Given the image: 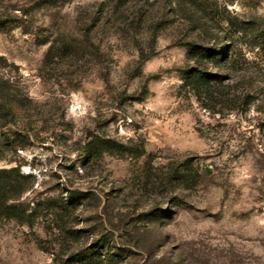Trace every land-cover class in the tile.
Segmentation results:
<instances>
[{"label": "rangeland", "instance_id": "1", "mask_svg": "<svg viewBox=\"0 0 264 264\" xmlns=\"http://www.w3.org/2000/svg\"><path fill=\"white\" fill-rule=\"evenodd\" d=\"M195 1L0 0V168L33 180L0 264H264V0ZM187 42L220 49L213 98Z\"/></svg>", "mask_w": 264, "mask_h": 264}, {"label": "trees", "instance_id": "2", "mask_svg": "<svg viewBox=\"0 0 264 264\" xmlns=\"http://www.w3.org/2000/svg\"><path fill=\"white\" fill-rule=\"evenodd\" d=\"M129 0H119V3L124 4ZM192 5L195 7L197 3L195 0H191ZM191 5V6H192ZM205 11V8H204ZM262 46H264L263 36ZM189 47L188 57L189 60L194 62V65L187 67L183 72V78L185 84L194 92V94L200 98L202 95L208 98H213L215 95V84L220 81V77L215 72L211 71L207 64L210 62L219 63L222 60L220 49L214 50L208 47L201 46L194 42H187ZM19 106V99L14 94H5L0 96V112L3 110V114L0 113V125L2 120L8 122L12 120L14 113V107ZM126 145L124 143L116 142L111 138L95 137L89 141L87 145V151L91 154L102 155L105 152L109 153H121L126 151ZM187 170H176L174 167L171 174V179L174 178L178 182L188 183L192 186L196 184V175L190 169L191 166L185 165ZM190 177L193 183H190ZM33 183L31 174H24L18 167L0 168V217L15 218L19 221H27L30 217L28 207L23 202L18 201L22 194L30 188ZM63 208L74 206L70 205L68 201L63 200L60 204ZM94 246V245H93ZM90 251V250H89ZM86 256H92V251L85 253ZM112 260V256H109Z\"/></svg>", "mask_w": 264, "mask_h": 264}]
</instances>
